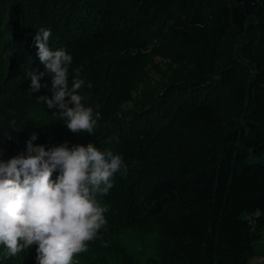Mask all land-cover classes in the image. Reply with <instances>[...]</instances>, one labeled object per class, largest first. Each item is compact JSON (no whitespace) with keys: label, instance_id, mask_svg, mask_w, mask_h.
<instances>
[{"label":"trees","instance_id":"obj_1","mask_svg":"<svg viewBox=\"0 0 264 264\" xmlns=\"http://www.w3.org/2000/svg\"><path fill=\"white\" fill-rule=\"evenodd\" d=\"M42 27L72 56L69 86L76 73L91 84L79 94L99 114L93 135L38 102L46 88L29 89L27 73L44 71ZM154 55L173 79L136 104L131 91ZM125 102L142 108L118 118ZM32 134L46 150L94 143L123 158L106 203L128 225L156 229L174 254L155 244L146 264H249L264 236V0H0V159L25 153ZM15 258L6 264L36 262ZM125 258L111 260L137 264Z\"/></svg>","mask_w":264,"mask_h":264},{"label":"clouds","instance_id":"obj_2","mask_svg":"<svg viewBox=\"0 0 264 264\" xmlns=\"http://www.w3.org/2000/svg\"><path fill=\"white\" fill-rule=\"evenodd\" d=\"M49 29L40 28L34 37L37 56L44 71L27 73L29 89L46 88L51 97L38 102L56 110L68 130L94 134L99 114L85 106L79 90L85 81L76 73L69 86L72 56L66 49L50 47ZM48 77L50 86L41 81ZM91 87V84H88ZM37 135L26 142V152L0 159V246L16 256L36 246V264H72L74 255L86 251L106 223L98 195L113 187L112 177L126 172L123 158L111 150L100 151L94 143H68L47 148L35 145ZM59 172L56 179L53 173Z\"/></svg>","mask_w":264,"mask_h":264},{"label":"rangeland","instance_id":"obj_3","mask_svg":"<svg viewBox=\"0 0 264 264\" xmlns=\"http://www.w3.org/2000/svg\"><path fill=\"white\" fill-rule=\"evenodd\" d=\"M152 52L153 47L146 51V53ZM36 59H38L37 55ZM152 60L154 64L151 65L149 63L144 70V73L148 76V79L136 80L137 82L134 84L131 91V95H133L134 99L137 100L136 104L140 103V92L142 89L148 87L149 91H152L154 95H156V98L161 95L162 91L173 79L172 77H169L171 74L169 70H166L167 63L169 64L170 61L158 55H154ZM155 64H158V69H155ZM173 67V71H177L180 68L178 65H173ZM165 74L168 76H165ZM113 82L114 81H109V83ZM120 82H123V80ZM86 85H88V83H84L83 86L88 88ZM83 86L79 91H83L85 89ZM85 101L86 98L84 97L83 103ZM141 108L142 106L137 107L131 102H125L121 106L122 113H120L118 118H121V116L124 115L130 119L136 116L138 112H140ZM95 146L97 149H99L98 144H95ZM105 197L106 195L99 197L98 201L101 207L107 209V211L104 213L106 223L98 230L92 240L86 242L87 250L74 255L72 264H122V261L117 260L116 262L111 260L113 256L118 257L119 255H124L126 257V262L128 260L130 262H136L137 264H146L145 260L155 256L154 253H151L152 246L155 244H165L166 248L161 250L162 255L168 256L169 259L174 257V254L171 253L172 250L170 249V245H168L165 239H162L163 237H160L156 229H153V227H149L148 225H146L147 227H142V225L140 227H132L128 225L129 223H127L126 218L123 216L122 207H120V205L117 203H106ZM113 206L119 208L118 213H114ZM119 211L121 214L120 216ZM263 248L264 243H260L258 248H256L257 253L249 264H261L259 258L264 256ZM23 252H28L29 254H33L34 257H36V246L33 245L31 248L20 253ZM20 253L17 254V256H19ZM14 258L15 256L8 255L4 247L0 246V264H6V262L10 259H16ZM31 264H36V262Z\"/></svg>","mask_w":264,"mask_h":264},{"label":"crops","instance_id":"obj_4","mask_svg":"<svg viewBox=\"0 0 264 264\" xmlns=\"http://www.w3.org/2000/svg\"><path fill=\"white\" fill-rule=\"evenodd\" d=\"M263 240H264V236H263V238L257 243L256 248H258V246H259L260 243H264Z\"/></svg>","mask_w":264,"mask_h":264},{"label":"built area","instance_id":"obj_5","mask_svg":"<svg viewBox=\"0 0 264 264\" xmlns=\"http://www.w3.org/2000/svg\"><path fill=\"white\" fill-rule=\"evenodd\" d=\"M259 261H260L261 264H263L264 263V256L259 258Z\"/></svg>","mask_w":264,"mask_h":264}]
</instances>
